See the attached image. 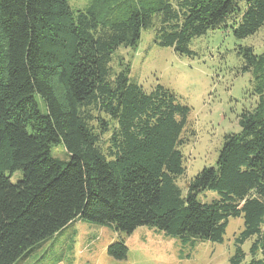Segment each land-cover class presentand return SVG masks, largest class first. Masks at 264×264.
Returning <instances> with one entry per match:
<instances>
[{
	"label": "trees",
	"instance_id": "trees-1",
	"mask_svg": "<svg viewBox=\"0 0 264 264\" xmlns=\"http://www.w3.org/2000/svg\"><path fill=\"white\" fill-rule=\"evenodd\" d=\"M222 29L259 33L264 0H91L77 11L68 0H0V264L77 220L127 234L148 226L186 246L223 243L231 218L244 229L230 263L264 264V53L239 48L257 104L185 194L192 109L161 84L147 92L117 54L154 31L157 46L193 57L194 40ZM59 146L68 160L53 157ZM108 254L121 261L128 248Z\"/></svg>",
	"mask_w": 264,
	"mask_h": 264
},
{
	"label": "rangeland",
	"instance_id": "rangeland-1",
	"mask_svg": "<svg viewBox=\"0 0 264 264\" xmlns=\"http://www.w3.org/2000/svg\"><path fill=\"white\" fill-rule=\"evenodd\" d=\"M68 2L77 11L86 8L91 0ZM245 46L262 55L264 29L245 40H238L231 31L223 29L210 32L192 42L193 57H181L171 48L157 46L155 32L146 31L137 49H120L117 53L130 61L131 78L147 92L161 84L192 109L187 141L182 147L186 172L178 180L183 194L203 168L216 166L225 135L238 133L239 116L257 104L253 75L242 73L243 61L238 55L239 48ZM42 111L45 113L43 107ZM52 155L68 160L62 146L55 147ZM21 177V173H16L12 182ZM213 197L207 193L202 199L210 201ZM243 229V218H231L223 243L196 242L184 246L179 239L148 226L127 234L77 220L16 264H231L235 239ZM115 242L127 246L126 259L109 256L108 248ZM252 242L253 239L243 246L247 254Z\"/></svg>",
	"mask_w": 264,
	"mask_h": 264
}]
</instances>
